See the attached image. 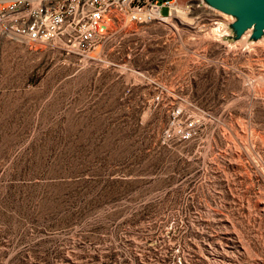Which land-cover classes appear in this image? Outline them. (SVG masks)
Wrapping results in <instances>:
<instances>
[{
    "label": "rangeland",
    "instance_id": "374dc122",
    "mask_svg": "<svg viewBox=\"0 0 264 264\" xmlns=\"http://www.w3.org/2000/svg\"><path fill=\"white\" fill-rule=\"evenodd\" d=\"M219 13L176 0L93 58L0 26V264H264V40Z\"/></svg>",
    "mask_w": 264,
    "mask_h": 264
},
{
    "label": "built area",
    "instance_id": "2783aa9c",
    "mask_svg": "<svg viewBox=\"0 0 264 264\" xmlns=\"http://www.w3.org/2000/svg\"><path fill=\"white\" fill-rule=\"evenodd\" d=\"M38 2L44 0H0V26L27 43L51 44L88 58H93L107 28L115 22L165 23L176 7V0H57L56 7L36 12ZM162 9L165 14L160 13ZM27 18H34V25H27ZM192 133L191 121L177 130L181 141H188Z\"/></svg>",
    "mask_w": 264,
    "mask_h": 264
},
{
    "label": "water",
    "instance_id": "95a60500",
    "mask_svg": "<svg viewBox=\"0 0 264 264\" xmlns=\"http://www.w3.org/2000/svg\"><path fill=\"white\" fill-rule=\"evenodd\" d=\"M200 3L232 17L220 39L226 45L243 36L248 42L264 40V0H200Z\"/></svg>",
    "mask_w": 264,
    "mask_h": 264
},
{
    "label": "bare ground",
    "instance_id": "6f19581e",
    "mask_svg": "<svg viewBox=\"0 0 264 264\" xmlns=\"http://www.w3.org/2000/svg\"><path fill=\"white\" fill-rule=\"evenodd\" d=\"M58 1L70 2L71 0H58ZM56 6H57V0H44V2H38L36 4V12H45L46 8H53ZM27 25H34V18H27Z\"/></svg>",
    "mask_w": 264,
    "mask_h": 264
}]
</instances>
